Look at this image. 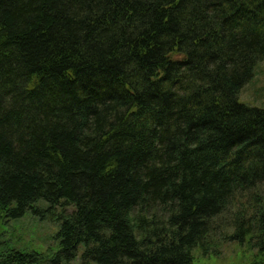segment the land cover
<instances>
[{
    "label": "trees",
    "instance_id": "16d2710c",
    "mask_svg": "<svg viewBox=\"0 0 264 264\" xmlns=\"http://www.w3.org/2000/svg\"><path fill=\"white\" fill-rule=\"evenodd\" d=\"M263 61L264 0H0V212L60 225L0 264L263 258Z\"/></svg>",
    "mask_w": 264,
    "mask_h": 264
},
{
    "label": "rangeland",
    "instance_id": "374dc122",
    "mask_svg": "<svg viewBox=\"0 0 264 264\" xmlns=\"http://www.w3.org/2000/svg\"><path fill=\"white\" fill-rule=\"evenodd\" d=\"M240 102L264 110V61L256 68L253 81L242 91ZM38 207L45 209L47 206L40 203ZM59 231V224L40 221L32 212H27L19 220L9 219L4 212H0V242L17 251L41 254L56 251L58 242L55 237ZM222 243L213 248L208 256L199 249L194 250L193 264H264V257L257 255L249 246Z\"/></svg>",
    "mask_w": 264,
    "mask_h": 264
}]
</instances>
